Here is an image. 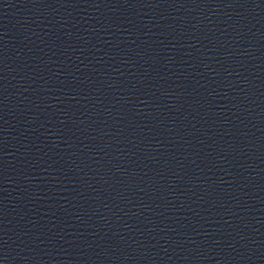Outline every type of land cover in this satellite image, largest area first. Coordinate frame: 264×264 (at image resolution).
Returning a JSON list of instances; mask_svg holds the SVG:
<instances>
[{
  "label": "water",
  "instance_id": "water-1",
  "mask_svg": "<svg viewBox=\"0 0 264 264\" xmlns=\"http://www.w3.org/2000/svg\"><path fill=\"white\" fill-rule=\"evenodd\" d=\"M0 264H264V0H0Z\"/></svg>",
  "mask_w": 264,
  "mask_h": 264
}]
</instances>
